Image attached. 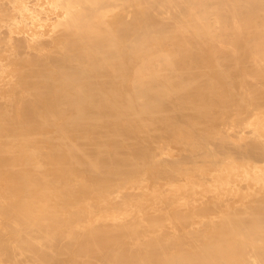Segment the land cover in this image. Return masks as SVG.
I'll return each mask as SVG.
<instances>
[{"label": "bare ground", "instance_id": "1", "mask_svg": "<svg viewBox=\"0 0 264 264\" xmlns=\"http://www.w3.org/2000/svg\"><path fill=\"white\" fill-rule=\"evenodd\" d=\"M0 264H264V0H0Z\"/></svg>", "mask_w": 264, "mask_h": 264}]
</instances>
